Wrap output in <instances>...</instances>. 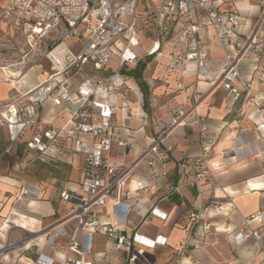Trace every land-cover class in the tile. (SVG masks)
Returning <instances> with one entry per match:
<instances>
[{"label":"crops","instance_id":"obj_1","mask_svg":"<svg viewBox=\"0 0 264 264\" xmlns=\"http://www.w3.org/2000/svg\"><path fill=\"white\" fill-rule=\"evenodd\" d=\"M262 2L213 0L221 13L239 11L244 33L250 30ZM158 4L157 0H140L137 12L152 10ZM198 16L201 19L200 12ZM169 22L172 36L181 23ZM261 27L264 29V19ZM138 29L139 42L131 46L137 63L120 68L128 87L118 92V110L111 120L116 131L133 144H113L108 161L132 163L142 146L161 134L168 173L165 180L156 178L145 159H140L119 202H108L95 211L100 222L109 223L128 240L138 234L152 240L165 237V242L142 247L143 257L130 261L134 249L141 248L139 244L131 242L128 248L98 233L88 237L75 219H65L73 203L62 200L60 192H80L85 156L72 150L73 134L65 128L70 108L48 101L38 118L60 130L61 136L45 154L26 150L23 141L10 143L6 128L0 126V246L23 232H39L63 223L66 233L81 242L84 253L79 257L59 250L60 240L51 246L41 233L36 245L7 252L0 264H37L39 255L51 259L52 264H64L67 258L94 264H264V127L260 126L264 107L256 108L244 92L233 96L220 85L211 87V77L197 75L193 63L169 66L166 52L172 48V38L163 42L159 54L149 55L159 37L158 28L153 21L141 20ZM201 41L211 59L221 58L224 52L234 53L237 46L235 41L219 44L210 26L205 27ZM123 45L117 40L107 68L97 72L89 66L90 74H107ZM180 47L175 44L176 49ZM253 64L254 57L249 54L240 61V74L254 90L264 93V85L253 77ZM48 70L43 75L29 70L19 78V71H13L14 77H0V105L35 87ZM77 79L70 81L71 91ZM193 90L199 97L195 104L198 116L188 113L183 123H173L177 110L188 109ZM201 125L205 127L202 135ZM32 133L33 129H26V138ZM205 149L212 177L196 185L191 162ZM138 184L143 188L136 190ZM151 208L166 213V217L149 214Z\"/></svg>","mask_w":264,"mask_h":264},{"label":"built area","instance_id":"obj_2","mask_svg":"<svg viewBox=\"0 0 264 264\" xmlns=\"http://www.w3.org/2000/svg\"><path fill=\"white\" fill-rule=\"evenodd\" d=\"M157 1L159 4L154 9L137 12L140 0H0L1 21L20 31L30 48L36 41L52 43L44 52L49 67L45 79L32 89L19 93L13 101L0 105V126L6 128L10 143L23 141L26 150L42 155L58 142L61 133L38 118L41 107L49 101L70 108L65 128L73 134L72 150L84 154L85 163L79 182L80 192H60L62 200L73 203L65 219H75L76 226L82 227L88 237L98 233L128 248L131 242L139 244L141 248L134 249L130 261L143 257L142 247H151L159 242L163 244L165 237L157 236L152 240L134 234L128 240L124 235L117 234L109 223L100 222L95 210L108 202H119L123 197L122 189L140 159H145L154 177L165 180L168 173L166 152L161 148V134L142 146L139 156L130 164L111 163L107 156L113 144L120 147L133 144L116 131L111 120L118 110V92L128 87L127 78L120 68L137 63V54L131 46L139 42L138 22L150 20L158 28L159 37L148 50L149 55L159 54L163 42L172 38V48L166 52L169 66L193 63L197 75L211 77V87L220 85L233 96L244 92L245 98L256 108L264 107V93L254 90L250 81L242 78L239 69L240 61L252 54L253 77L264 85V29L261 27L264 2L250 30L244 33L239 11L221 13L213 0ZM169 19L181 23L172 36H169L172 31ZM207 26L214 30L219 44L235 41L234 53L224 52L221 58L211 59L201 41ZM117 40H122L124 45L115 65L109 66L105 75L92 76L88 67L97 72L107 68L111 62L112 45ZM71 42L79 47L75 49ZM177 43L181 47L176 49ZM74 77L78 79L71 91L69 83ZM198 99L193 90L188 109L177 110L173 123H183L188 113L197 117L195 104ZM260 126L264 127V123ZM28 128L33 129V133L26 138L25 130ZM204 131L205 127L201 125L200 134ZM181 165L185 167L186 164ZM191 166L194 184H201L212 177L206 149L192 160ZM142 188L141 184L136 186V190ZM149 214L162 219L166 217V213L157 208H151ZM41 233L47 244L56 246L60 240L57 249L83 256L81 242L68 235L63 223H59L39 232H23L16 240L8 238L0 246V263L7 252L27 244L36 245ZM36 262L52 264L51 259L42 255L37 257ZM64 264L94 263L82 258H67Z\"/></svg>","mask_w":264,"mask_h":264},{"label":"rangeland","instance_id":"obj_3","mask_svg":"<svg viewBox=\"0 0 264 264\" xmlns=\"http://www.w3.org/2000/svg\"><path fill=\"white\" fill-rule=\"evenodd\" d=\"M33 45L30 48L20 31L12 29L0 19V71L6 78L14 77L13 71L20 72L19 78L29 70L42 75L48 70L44 52L52 45L51 41H36ZM78 47L74 46L75 49Z\"/></svg>","mask_w":264,"mask_h":264},{"label":"bare ground","instance_id":"obj_4","mask_svg":"<svg viewBox=\"0 0 264 264\" xmlns=\"http://www.w3.org/2000/svg\"><path fill=\"white\" fill-rule=\"evenodd\" d=\"M0 77L6 78V76L4 75L2 71H0Z\"/></svg>","mask_w":264,"mask_h":264}]
</instances>
